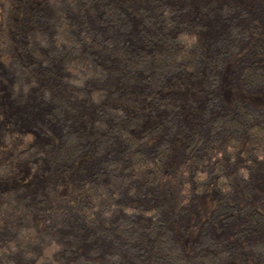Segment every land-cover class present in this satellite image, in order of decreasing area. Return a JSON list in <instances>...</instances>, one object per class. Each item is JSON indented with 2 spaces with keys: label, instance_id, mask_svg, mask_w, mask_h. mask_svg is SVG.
Masks as SVG:
<instances>
[{
  "label": "trees",
  "instance_id": "16d2710c",
  "mask_svg": "<svg viewBox=\"0 0 264 264\" xmlns=\"http://www.w3.org/2000/svg\"><path fill=\"white\" fill-rule=\"evenodd\" d=\"M15 3L0 4V94L23 114L41 100L57 135L16 154L42 160L48 186L0 191V264H264V104L249 103L264 96L262 1ZM203 73L190 114L184 89ZM135 93L149 128L120 103ZM11 139L0 121V144ZM12 169L0 163V179ZM207 195L187 250L180 229Z\"/></svg>",
  "mask_w": 264,
  "mask_h": 264
},
{
  "label": "rangeland",
  "instance_id": "374dc122",
  "mask_svg": "<svg viewBox=\"0 0 264 264\" xmlns=\"http://www.w3.org/2000/svg\"><path fill=\"white\" fill-rule=\"evenodd\" d=\"M0 0V4H1ZM26 0H16L18 5H22ZM264 6V0H261ZM195 2V0H194ZM17 3H15L17 5ZM192 3V1H191ZM17 5V6H18ZM244 6V3H243ZM257 4L249 5L246 3L245 7L248 10V14L254 16L255 8ZM259 13V11H257ZM241 17V16H240ZM238 17V19L240 18ZM240 22V21H239ZM224 29L222 21L218 18L214 21H207L205 23V30L202 35L206 38L218 35L219 31ZM230 66H227L224 76L221 81L222 86H229L226 82L231 80L229 74L232 71ZM1 79V76H0ZM211 82V75L203 73L202 80L187 86L184 91L186 99L190 101V106L187 111L190 114L197 112V109L203 105L204 101H201V95L203 91L205 94L209 90V83ZM225 85V86H224ZM138 91V90H137ZM3 92V91H0ZM204 94V95H205ZM3 97V98H1ZM250 97V104H264V96ZM131 101L128 103L124 100L120 102L132 111H140L145 116L144 128H149L155 123L151 115L147 112L145 102L139 97V94H132ZM6 100L4 93L0 94V121L5 128L11 129L12 139L9 145L0 144V163H10L13 166L12 171L3 179H0V191L7 189L8 187L23 186L28 193L35 192L37 190L44 191L48 186V170L47 166L42 160H36L33 163H21L16 160V154L28 145L34 143H42L48 139L54 138L57 135V127L54 117L49 111L48 107L40 100H35L31 105V108L26 112L16 108L13 104ZM186 111V113H187ZM73 172V171H72ZM71 172V176H72ZM61 173L57 178L52 179V186L55 187L57 193L65 191L70 185V179L68 176ZM261 190L264 192V185H260ZM212 207V196L207 195L202 198L198 203L196 210L192 213L191 218L187 224H184L180 229V239L188 250L191 243L196 237L197 229L201 224L205 214ZM101 251L95 252L93 255L99 258Z\"/></svg>",
  "mask_w": 264,
  "mask_h": 264
}]
</instances>
